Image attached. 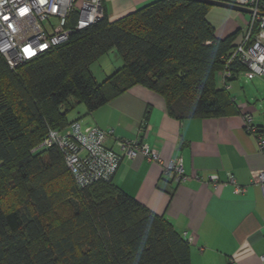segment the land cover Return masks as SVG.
<instances>
[{
	"label": "trees",
	"instance_id": "16d2710c",
	"mask_svg": "<svg viewBox=\"0 0 264 264\" xmlns=\"http://www.w3.org/2000/svg\"><path fill=\"white\" fill-rule=\"evenodd\" d=\"M211 7L154 0L114 20L104 12L81 29L74 16L69 37L50 51L13 69L0 58V264H190L189 243L167 218L112 180L78 188L58 148L32 149L48 129L136 84L159 94L177 120L239 113L216 73L242 32L217 38ZM109 51L124 64L98 81L89 67ZM229 67L231 81L244 69ZM79 104L85 112L69 120ZM63 202L70 212L47 218Z\"/></svg>",
	"mask_w": 264,
	"mask_h": 264
},
{
	"label": "crops",
	"instance_id": "0c3cea01",
	"mask_svg": "<svg viewBox=\"0 0 264 264\" xmlns=\"http://www.w3.org/2000/svg\"><path fill=\"white\" fill-rule=\"evenodd\" d=\"M152 1L102 3L107 18L114 20ZM207 18L215 29L209 11ZM233 27L234 23L217 26L215 36L225 38L236 31ZM109 73L107 70L106 75ZM216 83L222 87L219 71ZM232 83L228 90L241 109L239 113L177 120L168 115L159 94L136 84L83 116L101 129H112L107 140L112 149H117L118 138H139L159 151L160 162H150L139 153L133 159L124 157L112 182L167 218L187 240L191 237L190 264H259L264 253V194L251 181L252 171L264 169V152L243 119L245 113L254 114L257 105L237 100L231 93ZM252 122L264 139V120L254 116ZM177 157L182 159L184 173L197 178L170 190L160 182L163 164ZM207 173L217 175L216 184L200 179ZM228 175L234 177L241 192L228 184Z\"/></svg>",
	"mask_w": 264,
	"mask_h": 264
},
{
	"label": "built area",
	"instance_id": "2783aa9c",
	"mask_svg": "<svg viewBox=\"0 0 264 264\" xmlns=\"http://www.w3.org/2000/svg\"><path fill=\"white\" fill-rule=\"evenodd\" d=\"M231 2L250 10L245 22L242 39L230 54L223 57L224 67L219 71L222 86L230 87L232 62L242 66L247 79L259 77L264 80V0H232ZM26 11L21 14V10ZM75 16V29H81L104 16L102 0H0V58L10 68L50 51L65 41L72 29L67 26ZM7 17V19H5ZM25 49L29 51L26 52ZM245 128L255 133L260 151L264 152V139L259 128L252 122V115H243ZM112 129H101L85 117L79 118L60 129H48L45 137L32 149L36 152L56 147L78 188L88 187L98 181H110L121 160L133 159L138 153L150 162H160L159 151L136 139H116L117 149L107 145ZM197 178L184 173L181 157L163 164L160 182L173 190L174 185ZM201 180L217 183L215 173H207ZM251 181L264 194V169L251 172ZM228 184L236 193L242 188L228 175ZM191 237L187 241H190ZM259 264H264V253Z\"/></svg>",
	"mask_w": 264,
	"mask_h": 264
},
{
	"label": "rangeland",
	"instance_id": "374dc122",
	"mask_svg": "<svg viewBox=\"0 0 264 264\" xmlns=\"http://www.w3.org/2000/svg\"><path fill=\"white\" fill-rule=\"evenodd\" d=\"M211 10V11H210ZM209 10V19L218 28L223 24V27L231 25L234 23V27L231 30H237V28H242L245 22L249 20L250 15L246 13H241L231 9L220 8L212 6ZM215 28V30H216ZM240 33V31L238 32ZM124 64L122 57L116 51H109L101 55L98 59L94 60L90 65V70L93 72V76L101 81L105 78L107 70L113 72L117 68L122 67ZM104 71V72H103ZM110 74V73H109ZM233 88L231 93L236 96L237 100H247L249 102H254L257 105L255 113L252 117H256L264 120V80L256 77L254 79H247L243 74L239 75L233 80ZM84 105L79 104L75 109L68 113V119L71 120L77 116L78 112L83 110ZM71 205L67 202L60 203L56 206L54 212H51L47 218L53 219L54 221L61 219L62 216L70 212ZM52 220V221H53Z\"/></svg>",
	"mask_w": 264,
	"mask_h": 264
},
{
	"label": "water",
	"instance_id": "95a60500",
	"mask_svg": "<svg viewBox=\"0 0 264 264\" xmlns=\"http://www.w3.org/2000/svg\"><path fill=\"white\" fill-rule=\"evenodd\" d=\"M195 1L202 2L204 4L211 5V6L231 9V10L238 11L241 13H246V14L250 13L249 9L239 6L231 1H226V0H195Z\"/></svg>",
	"mask_w": 264,
	"mask_h": 264
},
{
	"label": "snow or ice",
	"instance_id": "6c2138e0",
	"mask_svg": "<svg viewBox=\"0 0 264 264\" xmlns=\"http://www.w3.org/2000/svg\"><path fill=\"white\" fill-rule=\"evenodd\" d=\"M25 11H26V9H22L21 10V14H23ZM5 19H7V17H5ZM25 51L28 52L29 50L28 49H25Z\"/></svg>",
	"mask_w": 264,
	"mask_h": 264
}]
</instances>
